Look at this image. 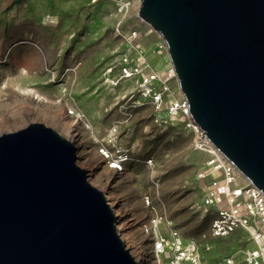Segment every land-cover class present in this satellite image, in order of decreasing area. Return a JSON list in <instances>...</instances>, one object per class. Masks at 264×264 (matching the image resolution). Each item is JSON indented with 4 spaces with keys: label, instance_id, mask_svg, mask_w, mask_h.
<instances>
[{
    "label": "rangeland",
    "instance_id": "rangeland-1",
    "mask_svg": "<svg viewBox=\"0 0 264 264\" xmlns=\"http://www.w3.org/2000/svg\"><path fill=\"white\" fill-rule=\"evenodd\" d=\"M138 2L0 0V134L38 121L72 140L89 182L115 198L118 231L139 264H225L227 256L247 264L246 231L211 234L218 207L204 206L211 176L199 177L211 154L195 149L193 132L170 114L184 95L167 45L139 16ZM127 59L158 73L161 110L142 94L141 74L122 78ZM109 69L116 84L106 80ZM68 106L83 120L68 116ZM116 122V145L130 150L121 173L100 156ZM154 219L158 227L148 229Z\"/></svg>",
    "mask_w": 264,
    "mask_h": 264
},
{
    "label": "water",
    "instance_id": "water-1",
    "mask_svg": "<svg viewBox=\"0 0 264 264\" xmlns=\"http://www.w3.org/2000/svg\"><path fill=\"white\" fill-rule=\"evenodd\" d=\"M139 16L195 122L264 193V0H141ZM77 150L38 121L0 134V264H139Z\"/></svg>",
    "mask_w": 264,
    "mask_h": 264
},
{
    "label": "built area",
    "instance_id": "built-area-1",
    "mask_svg": "<svg viewBox=\"0 0 264 264\" xmlns=\"http://www.w3.org/2000/svg\"><path fill=\"white\" fill-rule=\"evenodd\" d=\"M126 61L127 64L122 68V78L128 79L141 74L143 77L142 94L145 97H151L156 108L161 110L165 101V92L158 91L155 87V82L160 79L158 73L145 71L141 63L131 64L128 59ZM173 70L171 77H175ZM111 71L112 69L107 71L106 80L108 83L116 84L115 78L109 75ZM165 89L167 90L168 87ZM67 110L68 116L73 117L76 122L83 120L85 116L72 106H68ZM169 111L173 118L181 116L186 126L193 132L194 148L205 150L211 154L210 159L207 161V171L199 174L200 178L211 176V183L204 197V206L207 210L212 206L218 207L210 227L211 234L214 237H226L239 230L246 231L253 242V247L247 252L246 263L264 264L263 191L248 181L236 166L207 138L204 131L191 116L189 103L184 96L180 100L173 101ZM156 121L158 122L159 119ZM120 131L121 123L116 122L110 129L107 140L100 147L102 163L106 164L109 170L116 173L123 172L130 160V150L116 145V139ZM148 162L153 164L152 159ZM147 200L150 204V199L147 198ZM153 225L158 227L159 222L154 219L153 223H148L146 227L153 229ZM162 240L164 242V239ZM225 264H239V262L234 256H227Z\"/></svg>",
    "mask_w": 264,
    "mask_h": 264
},
{
    "label": "bare ground",
    "instance_id": "bare-ground-1",
    "mask_svg": "<svg viewBox=\"0 0 264 264\" xmlns=\"http://www.w3.org/2000/svg\"><path fill=\"white\" fill-rule=\"evenodd\" d=\"M95 1H97V0H95ZM125 6H126V5H125ZM138 6H139V8L141 7V0H139V2H138ZM173 73H174V76H175L176 79H177V76H176V73H175L174 70H173ZM177 82H178V79H177ZM178 84H179V82H178ZM29 90L32 91L33 89H29ZM182 94H183V93H182ZM36 97H37L38 100L43 101V98H42L40 95H37ZM85 126H86V128H88V129H90V127H91L89 124H86ZM74 127H75V123H72V124H69V125H68V128H69V129H73ZM106 198H107L109 204L111 205V207L114 209L116 216L119 217V216H120V213L114 208V206H115V204H116L115 198H114L113 196H107ZM123 227H124V226H123ZM125 236H126V235H124V237H125ZM157 255L159 256V258H161L160 251H157Z\"/></svg>",
    "mask_w": 264,
    "mask_h": 264
}]
</instances>
